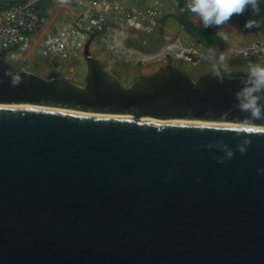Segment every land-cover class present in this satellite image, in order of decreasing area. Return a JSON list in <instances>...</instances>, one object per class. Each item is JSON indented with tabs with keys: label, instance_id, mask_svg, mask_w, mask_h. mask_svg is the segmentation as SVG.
Segmentation results:
<instances>
[{
	"label": "water",
	"instance_id": "water-1",
	"mask_svg": "<svg viewBox=\"0 0 264 264\" xmlns=\"http://www.w3.org/2000/svg\"><path fill=\"white\" fill-rule=\"evenodd\" d=\"M91 42L81 83L0 58V264H264V133L218 164L234 127L131 114L239 123L247 74L166 63L125 85Z\"/></svg>",
	"mask_w": 264,
	"mask_h": 264
},
{
	"label": "built area",
	"instance_id": "built-area-1",
	"mask_svg": "<svg viewBox=\"0 0 264 264\" xmlns=\"http://www.w3.org/2000/svg\"><path fill=\"white\" fill-rule=\"evenodd\" d=\"M176 9V0H0V58L14 66L35 50L37 58L57 61L62 75L76 82L74 64L84 61L92 39V55L101 53L113 62L176 59L196 65L202 58L198 47L181 39L165 37L159 53L142 50ZM232 56L264 58V39L236 48Z\"/></svg>",
	"mask_w": 264,
	"mask_h": 264
},
{
	"label": "rangeland",
	"instance_id": "rangeland-1",
	"mask_svg": "<svg viewBox=\"0 0 264 264\" xmlns=\"http://www.w3.org/2000/svg\"><path fill=\"white\" fill-rule=\"evenodd\" d=\"M170 10V9H169ZM171 11V10H170ZM174 11L173 14H175ZM171 14V13H170ZM170 14H168L170 16ZM196 23H199V18L196 17L194 14L191 17ZM162 27L157 31V34L147 38L150 42V46L143 48L144 52L156 53L160 52L163 47L166 45L165 37H170L172 40L181 39V41L185 44H195L198 47L199 52L202 54V58L200 62L196 65L184 62L183 60H176L172 59V63L175 65L180 66L185 73L193 78H197L198 76L214 73L218 71H223L228 74H247V69L249 64H262L264 65V58H236V56H232V52L239 48L240 46H236L237 44L232 39L236 35H243L246 39H248L250 43L254 42L256 39H264V34H259L256 32H252L249 30H240L236 29V23L230 25L229 23H225L217 28V32H223L226 34L227 39L223 36L218 34V44L213 49H206L201 47L199 44L195 42V40L188 34L184 29L183 26L179 24L177 20L172 17H167L161 21ZM200 24V23H199ZM260 36V38H258ZM254 40V41H253ZM246 44V45H248ZM201 47V48H200ZM228 53L227 55L230 58L225 56L223 62L220 61V56L222 53ZM208 54H211V60H205L204 57ZM109 59V58H108ZM49 60V59H48ZM47 60V61H48ZM83 66L78 65V63L74 64V70L76 74L77 81H83L86 73V65L85 61H80ZM227 67H225V63ZM168 62H155L152 64L146 65H135V64H123L120 62H113L109 61L106 64V67L109 72L116 74L121 82L125 85H129L133 83V81L140 75V74H151L153 73L160 65L166 64ZM215 64L216 70L213 71L212 65ZM49 62H46L40 58H33L29 59L28 61L18 63L14 65L17 70H25L23 67L29 66V70L37 75H44L47 71ZM236 66L243 69L240 72H236ZM27 69V70H28ZM28 70V71H29ZM55 108V107H49ZM68 110V109H67ZM136 117V116H135ZM142 118H150L148 116H142Z\"/></svg>",
	"mask_w": 264,
	"mask_h": 264
},
{
	"label": "clouds",
	"instance_id": "clouds-1",
	"mask_svg": "<svg viewBox=\"0 0 264 264\" xmlns=\"http://www.w3.org/2000/svg\"><path fill=\"white\" fill-rule=\"evenodd\" d=\"M246 9H251L256 15H259L262 11L259 0H188L180 11L194 14L199 18L202 27L207 29L211 26H221L227 23L233 15H241ZM253 25H256L254 20L249 21L245 26L251 27ZM218 34L227 39L225 33L219 32ZM204 59L211 60V54L206 55ZM219 59L223 62L225 57L221 55ZM211 65L213 71H215V64ZM20 79L18 75H12L10 77L11 85H18ZM246 79L247 85L242 87L236 97L239 110L245 114V119L239 121L232 129L239 134L234 137L239 143L235 149L227 145H219L224 150L225 155L216 159L218 164L232 159L236 151L241 154L247 152L252 143V138L245 134L264 133V127L256 126L258 122L264 121V103H261V100L264 99V65L249 64ZM0 83H3L2 79H0ZM212 146L211 144L208 145V147ZM257 172L258 174H264V169H257ZM164 179L167 180L169 177L166 176Z\"/></svg>",
	"mask_w": 264,
	"mask_h": 264
},
{
	"label": "trees",
	"instance_id": "trees-1",
	"mask_svg": "<svg viewBox=\"0 0 264 264\" xmlns=\"http://www.w3.org/2000/svg\"><path fill=\"white\" fill-rule=\"evenodd\" d=\"M177 9L175 14L166 15L167 17H172L183 26V29L192 36L197 44L208 50L213 49L218 44V32L217 28L219 26H211L207 29L203 28L201 24L196 23L191 17L193 14L188 12H181L180 9L187 3L186 0H176ZM261 4L262 11L259 15L254 14L251 9H246V11L241 15H233L227 22L230 25L236 23V29L249 30L252 32L260 31L259 34L264 32V0H259ZM164 18V19H165ZM255 21L256 25L251 27H246L245 25L249 21ZM233 26V25H232ZM254 29V30H253ZM132 115L137 118L142 117L136 110L131 112ZM158 118V117H157ZM164 119V118H159Z\"/></svg>",
	"mask_w": 264,
	"mask_h": 264
},
{
	"label": "bare ground",
	"instance_id": "bare-ground-1",
	"mask_svg": "<svg viewBox=\"0 0 264 264\" xmlns=\"http://www.w3.org/2000/svg\"><path fill=\"white\" fill-rule=\"evenodd\" d=\"M13 107H32V108H48V109H51V110H57V111H65V112H76L75 110H67V109H61V108H49V107H39V106H28V105H12ZM83 114V113H82ZM86 114H89V113H86ZM126 116H129V115H126ZM131 117V116H130ZM150 117V116H148ZM142 121H152V122H157V123H178V124H181V123H188V124H202V125H218V126H230V127H235L238 123H229V122H226V123H219V122H207V121H190V120H161V119H157V118H153V117H150V118H142L140 119ZM257 127H262V126H257Z\"/></svg>",
	"mask_w": 264,
	"mask_h": 264
},
{
	"label": "crops",
	"instance_id": "crops-1",
	"mask_svg": "<svg viewBox=\"0 0 264 264\" xmlns=\"http://www.w3.org/2000/svg\"><path fill=\"white\" fill-rule=\"evenodd\" d=\"M258 38H260V36H258ZM233 40H234V42L237 44L236 46H245L246 44H248L250 41L248 40V39H246L245 38V36L243 37V35H236V36H234L233 38H232ZM259 40H263V39H259ZM258 39H256L255 41H259ZM254 41V40H253ZM228 53H222L221 55H223L224 57L226 56V57H228V58H230V56H228L227 55ZM96 56L98 57V58H100V59H102L104 62H105V64H108V62L110 61V59H108V56L107 55H103V54H101V53H96ZM31 57H33V58H37L36 57V54H35V50H32V52L30 53V55H29V57L26 59V60H23V61H21L20 63H22V62H25V61H28L29 59H31ZM46 62H49V65H48V67H50V65H51V63L53 62V61H51V60H45ZM225 63V62H224ZM78 65H81L80 67H82L83 66V64L81 63V62H79L78 63ZM225 67H227V64L225 63ZM25 70H27L28 68H29V66H27V67H23ZM49 69V68H48ZM48 69H47V71H48ZM21 70H23V69H21ZM29 70V69H28ZM27 70V71H28ZM243 69H241V68H239L238 66H236V72H240V71H242ZM30 71V70H29ZM46 71V72H47ZM30 72H32V71H30ZM46 74V73H45ZM44 74V75H45ZM86 74V73H85ZM42 76V75H41ZM82 81H77L76 80V83H81Z\"/></svg>",
	"mask_w": 264,
	"mask_h": 264
},
{
	"label": "flooded vegetation",
	"instance_id": "flooded-vegetation-1",
	"mask_svg": "<svg viewBox=\"0 0 264 264\" xmlns=\"http://www.w3.org/2000/svg\"><path fill=\"white\" fill-rule=\"evenodd\" d=\"M168 63H171V64H173V63H172V60H168Z\"/></svg>",
	"mask_w": 264,
	"mask_h": 264
}]
</instances>
